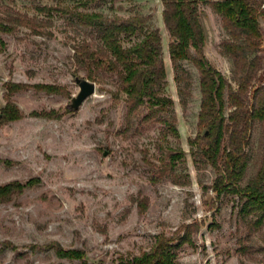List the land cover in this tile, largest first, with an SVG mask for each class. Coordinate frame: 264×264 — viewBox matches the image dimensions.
Returning <instances> with one entry per match:
<instances>
[{"label":"rangeland","instance_id":"rangeland-1","mask_svg":"<svg viewBox=\"0 0 264 264\" xmlns=\"http://www.w3.org/2000/svg\"><path fill=\"white\" fill-rule=\"evenodd\" d=\"M257 1L264 10V0ZM57 4L85 9L80 0H0V17L10 11L47 23L40 32L21 25L2 33L7 46L0 53V186L17 182L23 187L15 185L0 196V264H118L121 255L149 250L160 234L178 239L191 223V241L180 247L175 264H264V226L249 235L239 197L206 189L216 171L192 156L189 138L199 131L200 74L191 62H182L191 75L184 105L163 1L107 0L87 7L110 15H146L148 27L160 29L167 70L161 93L173 98L174 112L149 121L144 120L147 105L128 120L118 74L100 56L88 59L78 51L83 42L95 47L100 41L94 30L70 13L40 10ZM200 19L207 57L232 80V60L221 53V42L229 38L221 16L201 2ZM261 23L264 36V17ZM137 39L123 37V42ZM260 55L264 79V37ZM76 77L94 81L96 92L73 111L69 104L80 90ZM171 115L180 135L165 139L159 118ZM260 142L257 124L250 149L255 157L246 178L258 166ZM169 145L186 153L176 166L185 184L159 177ZM59 246L83 251L86 261L60 256Z\"/></svg>","mask_w":264,"mask_h":264},{"label":"trees","instance_id":"trees-1","mask_svg":"<svg viewBox=\"0 0 264 264\" xmlns=\"http://www.w3.org/2000/svg\"><path fill=\"white\" fill-rule=\"evenodd\" d=\"M98 1L107 0H80L85 7L83 10L62 4L46 5L40 10L70 13L80 25L94 30L100 41L95 47L90 42H83L78 51L88 59L95 60L100 56L108 63L106 68L118 74V90L127 94L128 120L131 121L132 116L146 105L148 113L144 116L145 121L158 119L161 112L173 113V98L161 93L167 70L160 29L148 27L150 17L146 15L125 17L87 9L90 3ZM162 1L163 19L172 38L169 52L175 70L174 78L184 105L188 104L187 96L191 94L188 90L191 75L182 62H191L200 74L199 131L195 137L189 138L192 156L195 161L203 158L216 171L213 184L206 185V189L212 188L218 196L232 194L239 197V214L251 235L264 226V79L260 77L263 75H260L263 69L260 51L264 37L261 23L264 10L260 9L257 0ZM201 2L210 5L221 16L228 31L229 38L221 42V53L232 60V80L205 53L206 34L200 19ZM46 24L36 17L7 12L5 17H0V53L7 46L2 33H12L21 25L40 32L39 28ZM133 36L138 39L125 45L123 37ZM90 76L93 77L92 73ZM41 87L49 90L57 88L53 84ZM159 119L165 123V139L169 134L180 135L175 115ZM257 124L261 126L259 163L246 178L255 157L250 149ZM163 154L159 177H172L175 183L185 184V176L176 172L177 162L186 160L185 151L169 145ZM15 185L23 187L17 182L0 186V196H7L5 194H9ZM191 226L193 223L178 239L158 235L149 250L121 255L118 264H175L180 247L191 241ZM57 250L62 257L86 261L81 250L61 246ZM86 264L105 263L86 261Z\"/></svg>","mask_w":264,"mask_h":264},{"label":"water","instance_id":"water-1","mask_svg":"<svg viewBox=\"0 0 264 264\" xmlns=\"http://www.w3.org/2000/svg\"><path fill=\"white\" fill-rule=\"evenodd\" d=\"M76 82L80 86V90L73 95L69 107L71 110H79L83 103L96 92V83L83 77H76Z\"/></svg>","mask_w":264,"mask_h":264}]
</instances>
